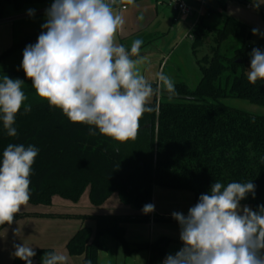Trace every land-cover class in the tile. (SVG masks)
Segmentation results:
<instances>
[{"label": "trees", "instance_id": "16d2710c", "mask_svg": "<svg viewBox=\"0 0 264 264\" xmlns=\"http://www.w3.org/2000/svg\"><path fill=\"white\" fill-rule=\"evenodd\" d=\"M216 1L223 10L215 12L209 8L192 31L195 55L201 47L210 48L207 55L198 59L200 80L191 88L174 76L178 95L171 101L167 92H162L160 99L159 95L153 97L149 106L159 103V111L144 114L135 140L119 143L98 130L96 135H89L91 126L70 122L61 110L39 98L23 70L0 69V80L7 75L24 81L22 90L28 96L25 104L31 105V111L25 113L22 107L16 116V137H9L0 121V158L9 143L39 149L30 176L29 202L49 204L55 194L78 200L90 186L91 202L96 206L118 193L121 202L142 211L145 204H152L156 185L192 192L194 206L214 182L226 186L233 181H252L256 185L255 198L249 193L241 204H249L254 210L264 205V116L223 102L239 98L264 106V81L251 84L247 79L253 50L248 44L253 28L225 13L227 0ZM240 1L249 3V0ZM52 2L0 0V20L5 17L8 5L21 10L26 5ZM213 13L224 17L223 25L209 30L203 22ZM41 31H34L12 44L0 55V63L19 48L36 43ZM230 39L241 41L232 53L227 45V49H222V43ZM141 211L135 215L95 216V235L90 228H81L69 240V251L82 255L84 264L88 261L99 264V253L105 249L100 238L111 234L123 242L127 256L148 250V264H160L171 239L164 237L133 247L125 241V223L150 221ZM22 216L16 214L14 221ZM153 221L177 223L172 216L157 214ZM7 225L0 224V231ZM50 252L53 250L41 249L33 259L42 264V257ZM12 264L25 262L15 258Z\"/></svg>", "mask_w": 264, "mask_h": 264}, {"label": "clouds", "instance_id": "9594fccd", "mask_svg": "<svg viewBox=\"0 0 264 264\" xmlns=\"http://www.w3.org/2000/svg\"><path fill=\"white\" fill-rule=\"evenodd\" d=\"M134 4V0H127ZM117 0H53L45 10L46 21L37 42L23 51L21 67L36 95L50 107L61 110L72 123L90 127L119 143L135 140L145 113L158 112L149 106L154 96L167 92L171 101L178 93L173 79L163 71L151 77L142 74V39L127 49L117 42L125 24L115 10ZM34 10H29L33 15ZM252 29L253 35L258 34ZM247 79L264 81V52L253 48ZM135 57V58H134ZM24 81L4 75L0 80V121L9 137L17 136L16 116L31 105L22 90ZM155 84V87H153ZM39 149L9 143L0 158V224H12L31 196L30 176ZM252 181L214 182L199 196L187 215L172 212L179 225L181 247L168 254L163 264H264V205L252 209L241 204L249 193L255 198ZM155 211L149 203L144 214ZM12 255L33 264L36 252L24 244L14 245ZM68 257L45 253L42 264H67ZM87 264H91L88 261Z\"/></svg>", "mask_w": 264, "mask_h": 264}, {"label": "rangeland", "instance_id": "374dc122", "mask_svg": "<svg viewBox=\"0 0 264 264\" xmlns=\"http://www.w3.org/2000/svg\"><path fill=\"white\" fill-rule=\"evenodd\" d=\"M251 9L246 7V2L240 0H228L224 9L225 13L235 17L252 28L259 30L258 34L253 35L250 40L252 46H257L264 52V0H249ZM165 5H162V7ZM217 10L223 9L219 5H213ZM44 4L26 5L21 10L15 9L13 6L6 7V15H22L17 20V26L32 25L38 30H42L41 25L45 23V13L37 12L40 8H44ZM166 7V6H165ZM29 10H34L33 15H29ZM169 14L171 10H168ZM224 17L213 13L205 18L203 25L209 30L213 27H221ZM172 24V23H171ZM166 27V26H165ZM173 29L165 28L166 37L171 40L174 55L171 56L164 73L171 78L177 76L179 80L185 81L191 88H194L198 82L195 77L200 79L201 67L198 59L207 55L210 51L209 46L201 47L197 55L194 53L193 39L191 37V25L184 23L182 17L175 21ZM213 31L211 35H213ZM19 42V41H18ZM29 45V44H28ZM226 45L229 47H226ZM232 45V46H231ZM241 45L240 40L230 39L222 43V49H229L232 53ZM27 46V45H25ZM23 48V47H22ZM19 48L11 56H19L22 53ZM250 67H248L249 69ZM159 95L158 99H160ZM153 99V98H152ZM223 102L232 108L246 111L254 115L264 116V106L255 105L247 100L239 98L224 99ZM91 187L88 186L78 200H71L59 194L53 195L49 204H34L28 202L22 206L19 213L22 217L8 224L0 231V264H12L16 258L12 255L15 251L14 245L24 244L30 246L35 252L41 249H52L53 252L64 254L68 257L67 264H84L83 256L72 254L68 249L69 240L83 227L90 228L93 235L96 233L97 221L95 216L103 214H120V215H135L141 210L135 208L134 205L124 204L121 202L118 193L113 194L106 202L101 205H94L90 198ZM158 198L157 206L160 205ZM152 204L154 205V197L152 196ZM247 205L251 208L249 204ZM142 214H144L141 211ZM146 215V214H145ZM149 217L150 214H147ZM163 216V215H161ZM153 220V218H152ZM151 221V220H150ZM149 221V222H150ZM149 222L125 223V241L133 247L146 239L147 234H150V227L144 224ZM153 223L164 224L174 222L153 221ZM140 224L139 229L136 228ZM148 228V229H147ZM156 227V232L158 230ZM171 238L172 235L159 236ZM105 246V249L99 253V264H132L135 260L137 263L144 262L145 253L143 251L136 252L132 258L124 252L123 242L115 238L111 234H106L100 238ZM181 247V242L172 238L166 252H175ZM41 260V258H40Z\"/></svg>", "mask_w": 264, "mask_h": 264}, {"label": "crops", "instance_id": "0c3cea01", "mask_svg": "<svg viewBox=\"0 0 264 264\" xmlns=\"http://www.w3.org/2000/svg\"><path fill=\"white\" fill-rule=\"evenodd\" d=\"M228 1H226L227 4ZM51 3L46 4L44 8H40L37 12L45 13V10L49 8ZM211 9L215 12L218 11L213 5H219L215 0L210 1ZM220 6V5H219ZM251 9V4L248 7ZM116 11L123 14L125 18V24L123 29L117 33V42L124 45L130 50L131 44L135 39H142L144 41L141 47V55L145 57V61L140 65L142 74L147 77H151L157 71H165L171 56L174 55L171 40L166 37L165 28L173 29L175 21L181 17L176 16V12L173 8L168 6H163L158 4L156 0H137L134 4L129 5L127 10L116 9ZM168 10H171L170 14ZM227 14V13H226ZM22 15H6L0 20V55L6 51L12 44L20 41L28 34L38 31L32 25H22V23L17 26V20ZM184 23L191 25L193 24V19L189 17H182ZM172 23V24H171ZM166 26V27H165ZM35 43H33L34 45ZM26 46H24L20 52L19 56H10L0 63L1 70H23L21 63L23 60V51ZM135 58V57H134ZM201 78V77H200ZM198 82L200 79L194 78ZM153 197L155 211L151 213L150 222L144 224L146 227H150V234H147L145 242H155L159 236H170L172 238L179 239V225L178 223H164V224H154L153 216L163 215L172 216V212H182L187 215V211L194 203V195L192 192L180 189H169L161 186H154ZM158 198L160 199V205L157 206ZM136 228L141 227L140 224ZM139 225V227H138ZM159 227L156 232V227ZM148 229V228H147ZM140 230V229H139ZM164 238V237H162ZM167 238V237H166ZM181 242V241H180ZM168 248V247H167ZM145 253L144 262L142 264H148L149 261V251L142 250ZM170 253L166 252L165 256ZM138 253H133L129 255L132 258ZM136 260V259H135ZM133 261L132 264H139L137 261Z\"/></svg>", "mask_w": 264, "mask_h": 264}, {"label": "built area", "instance_id": "2783aa9c", "mask_svg": "<svg viewBox=\"0 0 264 264\" xmlns=\"http://www.w3.org/2000/svg\"><path fill=\"white\" fill-rule=\"evenodd\" d=\"M210 1L211 0H156V2L160 5L173 8L177 17L181 16L192 18V31L200 23L201 18L207 14L209 8H211ZM129 5L130 4L127 3V0H117V4L114 7L120 10H127ZM246 5L249 7L250 3H247ZM191 37L192 39L194 38L193 33H191ZM248 47L258 48L257 46H252L251 44H248ZM164 259L165 258L161 260L160 264H163Z\"/></svg>", "mask_w": 264, "mask_h": 264}, {"label": "water", "instance_id": "95a60500", "mask_svg": "<svg viewBox=\"0 0 264 264\" xmlns=\"http://www.w3.org/2000/svg\"><path fill=\"white\" fill-rule=\"evenodd\" d=\"M33 264H38V259H33Z\"/></svg>", "mask_w": 264, "mask_h": 264}]
</instances>
